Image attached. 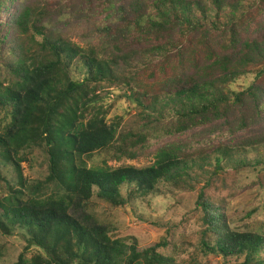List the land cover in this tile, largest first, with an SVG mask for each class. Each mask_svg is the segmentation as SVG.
I'll list each match as a JSON object with an SVG mask.
<instances>
[{"label": "trees", "instance_id": "obj_1", "mask_svg": "<svg viewBox=\"0 0 264 264\" xmlns=\"http://www.w3.org/2000/svg\"><path fill=\"white\" fill-rule=\"evenodd\" d=\"M8 1L0 0V168L12 167L16 183L0 169V230L19 231L35 251L19 264H178L160 252L166 241L140 248L90 205L126 207L162 184L191 190L211 173L257 164L242 154L264 148V0H20L4 26ZM81 22L97 44L73 40ZM108 88L136 108L133 126L107 122ZM211 135L237 140L205 154ZM38 150L48 175L27 186L23 164ZM96 154L154 163L89 167ZM200 197L207 255L264 264V235L231 229Z\"/></svg>", "mask_w": 264, "mask_h": 264}, {"label": "rangeland", "instance_id": "obj_2", "mask_svg": "<svg viewBox=\"0 0 264 264\" xmlns=\"http://www.w3.org/2000/svg\"><path fill=\"white\" fill-rule=\"evenodd\" d=\"M19 2L20 0L7 2L2 14L4 26L8 25L14 11L21 7ZM24 4L26 2L22 5ZM10 34L11 31L8 30L5 40ZM72 38L81 46H85V43L99 42L95 31L85 22L76 26ZM73 74L76 78H83L84 69L74 68ZM253 80V76H248L240 80L235 88L237 90L247 88ZM102 94L105 107L109 110L107 122L112 124L121 120L124 128L133 126L136 108L127 100L124 91L108 88ZM170 140L165 138L159 143ZM205 140V146L209 145L205 154H210L220 142L233 144L237 138L211 135ZM242 155L246 160L257 164L242 171L228 169L219 175L211 173V180L203 179L191 190H175L162 184L158 193L127 204L126 207H114L95 198L90 205V211L102 224L112 227L113 233L117 236L137 240L140 248H150L166 241L168 246L161 247L160 252L172 256L178 264H225L221 258L208 256L203 246L208 239L205 234L200 196L204 195L205 202L219 206L220 212L227 217L231 229L264 235V148L256 151L250 149ZM105 163L112 168L121 166L144 168L153 164L154 159L115 162L109 161L105 154H96L88 161V166H104ZM23 167L27 186L43 182L48 175L45 158L39 150L30 156V161L25 162ZM0 169L7 181L16 183L12 167ZM126 192L125 188L123 194L126 195ZM2 195H7V191L0 179V198ZM26 247V239L19 231L13 236H6L0 230V264H19L21 255L28 259L33 257L35 251H28Z\"/></svg>", "mask_w": 264, "mask_h": 264}]
</instances>
